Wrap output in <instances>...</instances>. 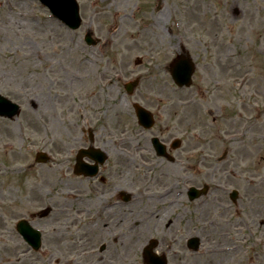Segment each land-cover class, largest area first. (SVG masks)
<instances>
[{"label": "rangeland", "instance_id": "1", "mask_svg": "<svg viewBox=\"0 0 264 264\" xmlns=\"http://www.w3.org/2000/svg\"><path fill=\"white\" fill-rule=\"evenodd\" d=\"M78 2L83 21L70 29L38 0H0V94L21 106L17 116L0 117V264H144L142 248L151 238L167 264H264V184L249 182L264 176V0ZM86 29L101 40L111 36V43L87 46ZM181 45L196 70L192 85L179 88L167 66ZM75 69L97 74L92 97L85 94V80L72 79ZM135 77L139 85L129 94L123 84ZM134 101L154 113L151 129L137 124ZM246 116L255 122L250 128ZM89 130L108 158L97 177L86 179L72 168L78 148L91 143ZM226 131L236 138L223 142L219 135ZM153 135L181 138L171 151L174 162L155 154ZM226 149L231 158L217 163L214 158ZM37 151L50 159L35 162ZM203 183L222 185L189 200L188 187ZM223 188L238 190L237 204ZM160 189L171 191L168 199L175 203L165 220L149 221V211L163 205L148 204L154 197L149 194ZM122 190L135 200L121 202ZM74 192L80 198L69 205ZM111 201L131 204V216L117 229L121 238L136 242L130 247L122 248L103 227L109 213L123 208H107ZM218 203L228 207L224 215ZM48 206L51 212L37 217ZM21 218L41 229L38 251L16 231ZM170 220L181 258L167 252ZM132 225L138 226L135 234ZM235 225L241 231L233 241ZM192 236L200 238L197 251L187 246ZM217 241L240 249L207 253Z\"/></svg>", "mask_w": 264, "mask_h": 264}, {"label": "bare ground", "instance_id": "2", "mask_svg": "<svg viewBox=\"0 0 264 264\" xmlns=\"http://www.w3.org/2000/svg\"><path fill=\"white\" fill-rule=\"evenodd\" d=\"M155 21L157 22V24L161 23V21H158L156 19V17H155ZM116 30H117V28H116ZM116 30H114V32H111V33L115 34ZM96 75L97 74H95V75L93 74L91 69H89L88 72L83 73V74H82L81 71H79L77 69L71 71V77H72V79L74 81H80V80L81 81L82 80L86 81L84 90L87 91L85 94L90 96V97H92L91 92H90L91 84L93 83V81H95L96 78H98V76H96ZM110 91L111 90H109V92ZM96 97H98V96L96 95ZM99 100L100 99L97 98V101H99ZM125 140L126 139H121L120 142L124 143ZM168 189H170V188H168ZM170 190L172 191L173 194H175V189H170ZM171 191H168V190H165V189H160L156 193L149 194V195H153L154 197H152L153 199L148 200V204L151 202V200H153L155 203L162 202V204H163L159 210L149 211L150 213L147 214V217H146L149 221L162 222L163 220L166 219L168 213L171 212V210L173 208V204L175 203V201H173V199H174L173 196H171L170 200L168 199L170 197ZM74 193L72 194L74 199L71 201V203L69 205H74L75 203H77V199L80 198L77 193H75V194ZM141 193H140V197H141ZM142 194H144L147 197L146 193H142ZM156 195H158V196H156ZM175 196H177V195L175 194ZM79 202L80 203L78 205L81 204L80 200H79ZM165 202H167V204H165ZM151 204H152V202H151ZM220 206L222 207V209H224V211L228 210V207L226 205H220ZM132 210H133L132 207L131 208L126 207V208H124L122 210L116 211L115 213L111 212V213H109L110 214V218L112 219L111 216H115V217L112 220L108 217L107 221H106V218H105V221H103L104 229L113 231L112 235H114L116 243L120 244L122 248L130 247L132 244H136V242H128L126 239L121 238V235L117 232V229H119L118 227H120L121 225L123 227V224H122L123 219H124L123 217L125 216V218H127L128 215L131 216ZM58 211L59 212H64V211H62L60 209H58ZM105 215H106V213L103 215V218H104ZM129 225H130V223H129ZM129 225H126L125 227H127V229H128V227L130 228ZM138 226L136 227V225H132L131 226V231L134 233V230L137 229ZM175 226H176V224H175L174 220H170V221L167 222L166 234L171 236V238H172V235L174 234ZM232 230H233L234 234H233L231 240L234 241L235 239L238 238V233L239 232H238V229H236V228H234ZM171 240L173 241V243H172V241L171 242L170 241L167 242V252L169 251L168 253L173 255L172 253L174 252V248H176L177 242L175 240H173V238ZM136 241H138V240H136ZM225 241L226 240H223L222 242H225ZM222 242L219 243V244H216L215 246H213V248H212L213 252H216L218 254H226V253H232V252L237 251V246L235 244H232V246H230V245H227L226 243L222 244ZM126 249L123 250V251H126ZM129 250H130V248H129ZM175 255H177V256H179V258H181L183 256V253L182 252H175ZM251 264H260V263L259 262L256 263L255 261H252Z\"/></svg>", "mask_w": 264, "mask_h": 264}, {"label": "water", "instance_id": "3", "mask_svg": "<svg viewBox=\"0 0 264 264\" xmlns=\"http://www.w3.org/2000/svg\"><path fill=\"white\" fill-rule=\"evenodd\" d=\"M51 10L60 17L67 25L71 27H77L80 24V16L78 11V4L76 0H43ZM187 64L185 65L184 71L175 75V79L179 80V83H185L188 85L190 83V76L193 71V65L189 59L186 60ZM181 78L182 80H180ZM138 117L140 118V122L144 123V125L148 126L149 123H145L144 121L149 118V113L145 111L142 107H135ZM18 112L17 106L3 96L0 95V115L13 116ZM48 209L44 212L46 213ZM17 230L26 238L34 248H38L40 245V233L38 231L33 230L29 224L25 220H21L17 223ZM194 239H191V242H194ZM156 242H152L148 247L144 249V257L146 263H156V264H164L163 260L158 261L153 258L149 251L150 247Z\"/></svg>", "mask_w": 264, "mask_h": 264}, {"label": "flooded vegetation", "instance_id": "4", "mask_svg": "<svg viewBox=\"0 0 264 264\" xmlns=\"http://www.w3.org/2000/svg\"><path fill=\"white\" fill-rule=\"evenodd\" d=\"M247 117V116H246ZM262 116H260V115H257V116H255L254 118H256V119H260ZM247 120H248V125H247V128H250L252 125H254V123L255 122H249V117H247ZM225 129H221V130H219L218 132H220V131H224ZM226 133H229L228 131H226V132H224V134H226ZM219 137H222V135H219ZM215 140V139H214ZM214 140H211L209 143H212V144H215V142H214ZM221 140L223 141V142H227V141H224L222 138H221ZM231 141H233V140H231ZM231 141H229V142H231ZM228 142V143H229ZM208 143V142H207ZM207 145V144H206ZM221 145H226V147H227V144H221ZM228 148V147H227ZM210 156H212L213 157V154H209V157ZM231 158V156H230V154H229V150L228 149H226L223 153H222V155L221 156H218V158H214L215 159V161L217 162V163H220V162H224V161H226L228 158ZM103 166H105V165H102L100 168H102ZM217 166H218V164H217ZM220 166V165H219ZM230 172V174L231 175H236V172L234 171V170H230L229 171ZM219 179V181H222V179H220V178H218ZM101 180L102 181H104V177H101ZM224 181H228V180H224ZM260 181V182H259ZM249 182H251L252 183V186L253 187H259V185L262 183V184H264V176H262L261 178H260V180L259 179H257V178H253L251 181H249ZM250 183V184H251ZM221 185L222 184H215L214 186H212V191H214V190H217V189H219L220 187H221ZM223 190H224V188H223ZM211 191V190H210ZM222 191V190H221ZM237 192H238V190H237ZM223 193H225V194H228L229 195V191H223ZM246 193V192H245ZM244 193V194H245ZM238 194H239V192H238ZM230 197V196H229ZM119 200H121V202H124V201H122V199H121V197L119 196ZM131 202V200L130 201H128V203H130ZM125 204V205H122L121 203H119V202H110L108 205H106V206H103L102 207V211H105V208L107 207V208H114L115 206H119V205H121V207L120 208H122V209H124V208H126V207H131V204L129 205V204ZM132 203V202H131ZM233 203H235V202H233ZM219 205H224V204H222V203H218ZM122 209H120V210H122ZM222 213H226V210L224 211L223 210V212Z\"/></svg>", "mask_w": 264, "mask_h": 264}]
</instances>
